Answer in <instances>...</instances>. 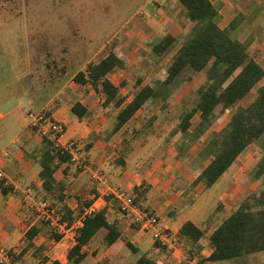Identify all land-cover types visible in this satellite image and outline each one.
Masks as SVG:
<instances>
[{"label":"rangeland","instance_id":"1","mask_svg":"<svg viewBox=\"0 0 264 264\" xmlns=\"http://www.w3.org/2000/svg\"><path fill=\"white\" fill-rule=\"evenodd\" d=\"M149 6L151 10H147L146 7ZM161 14L167 17L174 16L177 19L184 18L178 6V0H0V88L7 92L0 99V114H2L0 133H7L5 140L0 144V149L4 148L8 153L19 149L23 152L26 134L24 126L27 124L28 112H37L46 106L47 109H45L51 113L55 109L53 106L56 103L55 92L59 84L62 81L69 84L73 74L84 70L89 60L98 61L104 58L108 54V45L114 38H119L124 42L119 51L127 58V63L125 68H118L114 70L116 72L109 75L113 82L118 83V80L122 78L119 74L125 72L131 74L129 83L133 88L136 87L137 79H142V84H147L154 74L149 70L151 66L160 73L155 72L157 76L150 81L155 86H163L161 80L167 59L180 48L179 45H182L184 40L183 36L177 47V43L171 46L161 59L152 61L146 58L147 53L142 54L140 49L137 53L139 57L146 58V61L143 63L129 62V57L132 56L129 53L137 43L147 46L156 38L166 34L167 28L161 27L159 21ZM147 20L151 22L152 27L146 23ZM133 27L134 30L141 29V31L136 34L134 30H131ZM206 70L193 75L190 70L183 72L173 83L171 104L157 107L158 105L154 106L153 103L140 109L119 130L118 136L115 137L117 138L115 142H119V151H112L108 154L109 162L111 160L112 164L121 165L120 161H123L126 151L131 148L129 153H132L134 164L138 165L133 166L140 169L138 173L141 176L151 174L156 186L161 187L154 197L155 205L147 204L144 197H136L135 193L133 196L145 211L156 216L159 214L158 219L168 217L167 212L172 207L167 206L170 197L176 192H185L179 197L181 200L178 205L179 209L174 207L177 210V217L175 216V222H172L173 226L177 228L186 212L193 209L192 216L197 218L199 227L204 231V236L200 240L202 251L194 259L189 258L187 249L179 242L183 252L180 264L262 263L264 262V251L224 261H201L210 254L212 249L209 235L235 207L233 203L229 204L228 197L227 199L222 197L224 193L228 194L225 189L229 187L231 174H227L225 179L220 181L219 188L215 191L206 189L203 185H199L197 189L190 185L192 178L195 177V166H200L201 169L208 163L207 160L200 165L197 153L208 143L211 135L215 134L219 140L214 129L224 124L227 115L221 118L215 117L217 126H211L204 132L205 134L200 133L203 135V140L198 141L197 136L190 135L187 141L188 148L181 150L178 147L183 138L177 132L179 117L185 110L192 107L199 88L206 82ZM190 76L191 80L188 81ZM80 87L84 89V86ZM130 94H135L133 89L128 93L124 91L122 95L127 100ZM98 97L100 96L94 95L93 98L94 109H97L94 113L99 114L102 120L96 124L105 135L112 131L117 110L104 109L97 102ZM199 120V115H194L187 134H191ZM80 122L83 127H86L84 120ZM77 136L69 140H75L85 146L90 145L77 139ZM15 138H18V142L12 144ZM147 184L145 182L142 186ZM163 192L164 195H161ZM34 194L36 196L33 194L30 196L35 200L54 202L53 200L56 199L47 193L40 195L34 191ZM201 196L203 201H200ZM195 204L196 206L193 207ZM29 211L33 215L30 207ZM44 228L46 236L57 233L48 225ZM97 244L101 245V248L94 251L93 248ZM94 247H88V252L93 254L83 264H91V261L97 258L98 253L99 257L104 255L108 246L101 241V235H99L94 240ZM141 249L143 252L147 251L146 246ZM158 256L157 254L156 256L150 255V258L163 261ZM20 261L17 262L23 264ZM136 261L133 253H130L129 257L122 251L117 257L111 256L107 261L102 260L97 264H135ZM34 264L37 263L34 262Z\"/></svg>","mask_w":264,"mask_h":264},{"label":"crops","instance_id":"2","mask_svg":"<svg viewBox=\"0 0 264 264\" xmlns=\"http://www.w3.org/2000/svg\"><path fill=\"white\" fill-rule=\"evenodd\" d=\"M211 1L218 8L220 13L221 18L219 26L221 29L227 28L236 16L242 15V23L232 32V36L241 42L249 41L247 53L254 58L255 62L261 68L264 69V0ZM146 8H148L147 10H151L150 6ZM161 16L162 17L159 20L162 25L161 27L167 28L166 34H170L175 38L173 45L175 46L177 43V47L178 43H180L179 40L183 36V32L188 26V20L185 16L183 19H177L174 16L167 17L165 14H161ZM146 23L152 27L149 20H147ZM134 29L135 28L133 27L131 30ZM134 31L137 34L141 29ZM147 46H144L143 43H137L129 53L132 55L131 58L127 56L129 57V62L140 61V63H143V61H146V58H149L152 61L162 58V56H156L151 51L149 45ZM140 49L142 54L145 52L147 53L146 58H143L142 56L139 57L137 50ZM174 53H172L167 59V62L172 58ZM98 61L89 60L88 63ZM149 67V70L154 72L153 76L150 77L147 84L141 83L134 88L129 83L132 77L131 74L125 72L120 73L119 76H122V78L118 80V83L126 81V85L121 89V94H124V91L125 93H128L132 89L133 92L136 93L142 86L150 85L153 87L154 93L144 106H149L153 103L154 106L158 105L157 107L166 106L169 103L171 104L173 98L172 86L176 79L169 85L155 86L150 80H153L157 76L155 75V72L159 74L160 71H155L151 66ZM114 72L116 71H113L112 73ZM75 74L71 77L72 81L69 84L62 81L57 87L55 92L56 103L53 105L55 109L51 111V115L55 120L60 121L65 125V132L59 140L61 144L66 143L69 139L75 137V135H78L77 139H81L87 144H90L89 149L85 148L88 155V167L84 171H80L73 168L70 164L59 165L53 175V185L55 186L59 182L64 184V189L62 191L64 198L63 200L55 199L53 201L58 204L62 211L64 207L70 209L72 216L88 214L90 213L89 210H92L91 212L105 210L108 222L115 224L119 229V239L114 244L107 247V252L104 255L99 257V253H96L97 258H95L94 261H91V264H97L102 260L107 261L111 256L117 257L122 251L130 257V253L132 252L126 246V243L132 244V246L137 249V252L133 253L137 260L142 256L152 260L150 255L156 256L157 254L161 260L163 259V261L152 260L156 264L182 263L183 252L181 244L171 242L161 243L155 241L150 232H145L140 228V224L135 220L134 215H124L119 211V203L113 193L114 189L118 188L128 194H134V189L136 187H140L147 182L148 184L143 186V188H147V192L144 196L145 201L149 205H155L154 197L161 190V187L156 186V182H154V178L151 174L141 176L138 173L140 169L139 167L136 169L135 166L138 165L134 164V159L131 157L132 153H129L131 152V148L129 149L130 151H126V157L123 158L121 165L116 166L111 163V160L109 162L110 156H108V154L112 151H119V142H115L117 140L115 137L118 136L119 131L113 135L110 133L104 135L101 132V128L97 127L96 122H101L102 117L100 118L99 114L96 115L97 113H94L95 111L97 112V109H94L95 101L93 98L94 95L100 96L98 97L97 102L102 106L104 97L97 93L90 85L84 86L83 89L76 84L73 80ZM263 83L264 78L240 100L232 111L227 114L224 124L221 127H216L214 129L216 134H219V132L227 125L233 113L239 110H246L253 104L258 96V89ZM6 93V91L0 88V99ZM133 96L134 95L130 94L126 103L129 102ZM76 103L82 104L86 109V114L82 119L84 120L86 127H83L81 125L82 122H80L82 120L78 119L71 112L72 106ZM43 108H46V106ZM0 116H2V114H0ZM211 126H217V120H215V118L213 119ZM24 129L26 130V134L24 137L23 152L22 149L21 152L19 149L8 153L4 148L0 149V172L6 183L13 187V191L7 195H3L0 192V246L6 250L12 251L16 255H19L26 246V232L32 225L38 224L29 211V205L32 201V196H30V194L35 195L34 191L38 192L40 195L46 194L42 187V179L39 176L41 170L39 157L43 148V139L35 131L29 129L27 124L24 126ZM187 133L184 137L187 136L189 138L190 135L188 136ZM6 134V132L0 133V144L5 140ZM196 136L198 141L201 139L203 140V135L200 136L199 134ZM17 142L18 138L12 140V144H16ZM204 147L205 145L201 149ZM100 173L107 178V183L102 182L100 179L97 180L99 176L98 174ZM227 174H231V177H229V187L225 189V191H228V194L224 193L222 197L224 199H227L228 197L229 204L233 203L235 205L234 209L227 216L229 217L236 209L237 204L250 192L258 188L264 189V132L255 142L246 147L229 169L211 188H209V190H218L220 181L223 178L225 179ZM194 179L195 177L192 178L190 182L191 186ZM199 185L201 186V184H198L192 187L197 189ZM28 190L31 193H28ZM183 193L185 192H176L170 197L169 201H167L169 202L167 203V206L170 205L173 208L171 207L170 210H168V217H165L164 219L159 218V227L166 229L172 235H178L179 228L186 221H191L199 227L197 218L192 216L191 211L193 209L190 210V212H186V215H184L185 217L180 221L177 228L173 226L172 222H175L177 212L174 207L179 209L178 205L181 201L179 200V197ZM161 195H164V192ZM202 196L200 197V201H203ZM196 204L193 205V207H195ZM189 214L191 216H189ZM44 227V225L40 226L41 231L33 239L32 248H29L21 256L20 260L23 264H34V262L37 264H51L53 261L58 262L59 264H71V262L67 260V252L76 243L75 238L77 230H67L64 234H59L61 235V238L58 241H55L49 235L46 236V229ZM98 236H95L92 241L83 248V251L87 252L88 255L80 264H83L86 260L90 259L93 253L90 254L88 252V247H94V240ZM101 241H103L102 237ZM143 246H146V252L142 251L141 248ZM40 247H43V249L41 252L37 253L36 251ZM99 247L101 248V245L97 244L93 250H100ZM44 258H47L46 262L44 261Z\"/></svg>","mask_w":264,"mask_h":264},{"label":"trees","instance_id":"3","mask_svg":"<svg viewBox=\"0 0 264 264\" xmlns=\"http://www.w3.org/2000/svg\"><path fill=\"white\" fill-rule=\"evenodd\" d=\"M181 12L188 20V26L183 32L184 40L180 48L167 62L163 70V86L171 84L187 70L192 75L207 69L206 82L199 88L197 98L192 107L185 110L179 117L177 132L183 136L179 149L188 148V137H184L191 127V119L199 115L197 127L189 135L204 133L212 125L215 117H225L232 111L240 100L249 93L263 78L264 69L252 56L247 53L249 41L241 42L232 36L242 23V15L236 16L227 28L219 26L220 13L211 0H178ZM175 38L165 34L149 44L151 51L158 57L163 56L173 45ZM124 42L114 38L108 45V54L98 62H89L85 69L78 71L73 80L80 86L90 85L97 93L104 97L102 107L117 110L115 124L111 135L122 129L134 115L143 108L154 93L150 85L142 86L126 103L121 89L126 81L113 82L109 75L118 68H125L127 58L122 56L119 48ZM191 80V76L188 81ZM142 79L136 80V86ZM71 112L80 120L86 114L85 107L76 103ZM264 132V83L258 89V96L246 110H239L232 114L227 125L208 139V143L197 154L200 165L208 160L207 165L200 169L195 166L192 186L203 185L211 188L229 169L236 158L255 142ZM201 135V134H200ZM90 145L85 146L89 149ZM70 154L56 145L49 138L43 139V148L39 157L41 167L39 176L42 187L47 194L58 200H63L64 184L53 185V175L59 165L69 164ZM122 163V160L120 161ZM143 188V186H142ZM136 187V197L143 198L147 188ZM13 187L0 180V192L7 195ZM62 221L71 225L75 218L67 207L63 209ZM40 226H46L40 222ZM38 224L32 225L25 234L26 246L19 255L12 251L13 262L33 246V239L40 233ZM101 235L103 242L110 246L120 237V231L115 224L108 222L105 210L93 211L84 216L83 223L77 229L76 243L67 252V260L73 264H80L88 253L83 251L95 236ZM178 241L187 249V255L194 259L202 251L200 240L204 231L191 221L184 222L178 231ZM50 237L55 241L61 235L54 233ZM212 252L201 261L217 262L230 260L244 255L264 251V189L258 188L248 194L238 207L221 222L209 236ZM126 246L132 253L137 249L130 243ZM40 247L36 252H41ZM36 253V255H37ZM47 261V258H44ZM200 261V262H201ZM51 264H59L53 261ZM135 264H156L152 260L140 257ZM258 264H264L258 263Z\"/></svg>","mask_w":264,"mask_h":264},{"label":"built area","instance_id":"4","mask_svg":"<svg viewBox=\"0 0 264 264\" xmlns=\"http://www.w3.org/2000/svg\"><path fill=\"white\" fill-rule=\"evenodd\" d=\"M27 126L29 129L35 131L42 139L49 138L53 140L56 145L60 146L64 151L70 154V165L76 170L84 171L88 167V155L85 150V145H82L75 140H68L65 144L59 142L60 137L65 132V125L53 118L51 113L45 108L37 112H28ZM98 179L107 183V178L103 174H98ZM0 180H4L0 172ZM5 184L6 181H5ZM28 193H31L28 190ZM114 195L119 203V211L124 214H132L135 220L139 222L140 228L145 232H150L155 241L161 243L171 242L179 243L178 236L170 234L166 229L159 227L158 216L152 215L142 208L136 202L133 194H128L118 188L114 189ZM35 196V195H33ZM30 209L33 212V217L37 222H44L52 227L58 234H64L67 230H77L81 227L84 219V214L73 216L75 221L69 225L67 221H62L63 211L55 202L48 200H35L32 198ZM90 212L92 210H89ZM87 213V212H86ZM21 262V261H20ZM0 264H21L13 262L9 250L0 247Z\"/></svg>","mask_w":264,"mask_h":264}]
</instances>
